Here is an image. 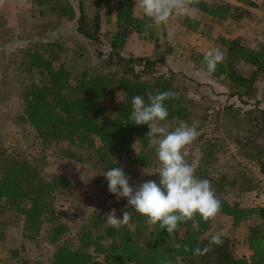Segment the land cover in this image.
I'll return each instance as SVG.
<instances>
[{
  "label": "trees",
  "instance_id": "16d2710c",
  "mask_svg": "<svg viewBox=\"0 0 264 264\" xmlns=\"http://www.w3.org/2000/svg\"><path fill=\"white\" fill-rule=\"evenodd\" d=\"M113 1L115 10L111 5ZM235 1L257 7L249 0ZM96 5L104 7L107 16L116 14L118 31L109 43L110 52L105 55L94 49L99 66L94 69L82 67L77 71L60 63L58 44L52 43L28 52L24 65L27 71L38 72L39 81L22 87L23 109L15 114L14 120L32 129L41 150L54 149L62 159L71 158L85 163L92 158L93 152L94 161L102 165L105 172L117 167L116 160L125 154L126 175L144 168L154 169L159 163L153 137H147L148 126H137L129 120L132 97L141 95L147 101L148 92H177L178 98L164 102L169 113L165 121L177 124L183 121L189 125L192 124L193 100L178 88L173 75H155V62L149 58H121L119 52L133 33L150 41H156L158 37L156 27L145 33L144 25L150 23L148 18L135 17V0H97ZM190 8L218 22H224L233 15L228 5L210 6L202 0L191 4ZM236 12L241 18V9L235 8ZM58 18L77 20L78 32L84 39L101 43L97 15L93 28L87 27L85 0H79L78 10L69 2L62 4L58 8ZM184 23L194 33L201 28V24L191 17H186ZM220 42L226 49V56L214 72L207 71L204 56H199L197 63L212 79L225 77L233 85L250 92L264 77V50L249 49L239 39L220 38ZM240 63L254 68L250 77L239 75L237 66ZM138 65L142 66V70L136 72ZM221 116L225 125L223 131L217 127L215 131L219 135L213 137L212 133L199 138L202 156L195 167V175L210 181L222 205L219 213L231 217L235 226L252 218L260 220L248 227V242L252 250L250 257L234 256L230 238L224 234L220 245H212L204 254L195 255L193 250L197 247L203 250L214 235L209 234L212 218L205 222L199 214L194 220L179 224L172 236L158 223L149 226L147 218L135 212L128 225L119 229L108 226L106 215L112 209L116 213L132 211L126 198L117 199L109 191L91 208L82 211L79 223L71 224L61 218L58 208L50 202L57 192L65 196L67 192L74 191L77 186L74 179L62 174L44 176L45 156L42 160L34 157L38 161L34 162L27 156L8 152L1 144L0 213L11 212L21 219L22 244L26 239L38 244L43 237L48 241L51 249L49 264H162V261L168 260L172 264H264V206H241L218 195L225 188L245 192L264 187V145L261 146L258 139L263 135L264 140V111L256 107L240 113L234 106L228 105ZM135 144L140 147L137 153L133 151ZM230 146L246 158L254 159L260 176L238 163L235 157L233 162L236 165L223 162L224 157L230 159L233 156L228 155ZM86 150L89 152L87 157L84 155ZM157 180L159 183V178ZM95 184L105 185L96 179ZM4 236L5 228L0 223V243L4 241ZM74 237L77 244H73ZM22 262L44 264L39 258L24 259Z\"/></svg>",
  "mask_w": 264,
  "mask_h": 264
},
{
  "label": "rangeland",
  "instance_id": "374dc122",
  "mask_svg": "<svg viewBox=\"0 0 264 264\" xmlns=\"http://www.w3.org/2000/svg\"><path fill=\"white\" fill-rule=\"evenodd\" d=\"M202 1L210 6L228 5L232 8L233 15L224 22H218L189 7L188 14H174L167 25L156 26L158 36L156 41H150L133 33L119 52L121 58L125 60L149 58L154 61L155 75H173L178 88L193 100V114L190 116V121L197 123L199 136L185 147L184 152L185 159L194 168L202 156L200 136L208 137L212 133L213 137L219 135L215 131L217 127L223 131L225 125L222 123L224 119L221 114L226 106L232 105L240 113L256 107L264 111V77L253 90L246 92L225 77L219 80L212 79L204 72L203 66L197 63L199 56H204L206 51L213 48L220 49L224 56L223 61L225 60L226 49L220 42V38L239 39L245 47L263 51L264 0H249L257 4L255 8L235 0ZM67 2L78 10L79 0H3V3H0V144L8 152L14 151L18 156H27L30 160H35L34 162H38L33 159L34 157L42 160V156H45L46 161L42 170L44 176L62 174L74 179L77 185L75 190L67 192L65 196L57 192L54 197H51L50 203L53 202L58 208L63 220L75 224L81 221L82 211L91 208L94 202L108 191L107 179L102 174L103 167L94 161L95 153L91 152L92 158L82 163L71 158L62 159L58 157L54 149H42V151L32 129L28 125L17 124L14 120L15 114L23 109L22 87L30 82L39 81L38 72H29L24 65L28 52L52 43L58 44L59 51L55 50L60 54V63L76 71L82 70V67L94 69L99 66L93 54L94 49L105 55L110 52L109 43L118 31L116 14L107 16L106 9L98 8L96 5L97 0H85L87 27L93 28L96 15L100 22L101 43L95 44L79 34L77 20L58 18V8ZM111 5L115 10L114 1ZM235 8L241 9V18L238 17L237 12L234 13ZM134 15L136 18L145 17L138 8H135V5ZM77 16H80L79 12ZM186 17L194 18L201 24L197 33L186 28L184 23ZM140 70L142 66L138 65L136 72ZM237 70L239 75L250 77L254 68L240 63ZM113 104L114 101L110 104L111 108ZM159 123L169 131L180 124L173 121ZM262 137L258 138L262 143L261 146L264 145ZM155 138L153 137L152 141ZM228 149V155L233 156L230 159L224 157L223 162L232 163L235 157L238 163L246 165L255 172V175L260 176L254 159L246 158L232 146ZM133 151L135 153L140 151L138 144L134 145ZM84 155L87 157L89 152L86 150ZM116 163L117 167L126 171L125 154H122ZM233 164L236 165L234 162ZM158 167L144 168L127 175L130 177V186L135 189L148 180L157 182ZM95 179L101 180L105 185L95 184ZM221 193L218 195L229 202L236 201L241 206H264V187L245 192L237 188H225ZM67 194L69 196L66 197ZM116 217L122 218V213H116ZM259 221L258 218H252L235 226L231 217L218 213L212 218V231L209 234L223 232L230 238V247L234 256L250 257L252 250L248 242V227L251 223ZM0 223L5 228L4 241L0 243V264H23L24 259L36 258L44 264H49L51 249L48 241L43 239L44 237L39 240V245L27 239L22 244L24 240L21 232L22 221L11 212L0 213ZM73 244H77L75 237ZM18 248L19 251H16Z\"/></svg>",
  "mask_w": 264,
  "mask_h": 264
},
{
  "label": "clouds",
  "instance_id": "9594fccd",
  "mask_svg": "<svg viewBox=\"0 0 264 264\" xmlns=\"http://www.w3.org/2000/svg\"><path fill=\"white\" fill-rule=\"evenodd\" d=\"M196 2L198 0H135V8L150 21L144 25L147 33L156 26L167 25L174 14H188L190 5ZM0 3H3V0H0ZM223 58L222 51L213 48L204 53L203 63L207 71L212 73ZM178 95L177 92L168 90L157 94L148 92L147 101L141 95L132 97L129 120L137 126L146 124L149 128L147 137H156L152 143L156 146V158L159 163L156 171L159 183L148 180L134 189L129 184L130 177L122 168L111 167L103 172L108 182V191L117 199L126 198L127 206L132 209L124 210L122 218H117L116 210L112 209L106 215L108 226L119 229L128 225L132 213L135 212L146 217L149 226L158 223L161 229H166L169 236H172L179 224L194 220L197 214L207 222L220 212L222 205L210 181L197 178L195 168L185 159V147L199 136L197 123L194 121L189 125L182 121L171 131L159 123L165 121L169 115L164 102L178 98ZM222 236L223 232L215 233L207 247L203 250L197 247L193 253L202 255L209 251L212 245H220ZM162 264L172 262L162 261Z\"/></svg>",
  "mask_w": 264,
  "mask_h": 264
}]
</instances>
